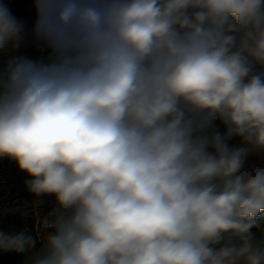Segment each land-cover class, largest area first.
I'll use <instances>...</instances> for the list:
<instances>
[{
    "label": "clouds",
    "instance_id": "1",
    "mask_svg": "<svg viewBox=\"0 0 264 264\" xmlns=\"http://www.w3.org/2000/svg\"><path fill=\"white\" fill-rule=\"evenodd\" d=\"M0 2V157L55 196L29 264H264V0ZM259 69V70H257ZM215 121L225 128L217 130ZM239 137L246 147L232 148Z\"/></svg>",
    "mask_w": 264,
    "mask_h": 264
},
{
    "label": "crops",
    "instance_id": "2",
    "mask_svg": "<svg viewBox=\"0 0 264 264\" xmlns=\"http://www.w3.org/2000/svg\"><path fill=\"white\" fill-rule=\"evenodd\" d=\"M32 9H35L33 0H14L11 12L12 14H21ZM45 54L46 53L41 52L35 43L31 48L20 47L16 52L0 54V68L7 65L12 55H22L35 59ZM227 143L228 146L232 148L247 146L241 143L239 137H233ZM248 158H255L264 162V150H251ZM54 203H56V199L53 195L37 197L32 193L13 201L7 209L0 208V232L7 234H16L20 232L18 230L19 221H10L8 220L9 216L17 217L19 220L23 219L30 225L38 223L45 211ZM252 231L259 239L261 235L264 234V219L260 220L259 227L254 228ZM37 251L38 250H35L26 254L0 251V264H29L31 257L34 256Z\"/></svg>",
    "mask_w": 264,
    "mask_h": 264
},
{
    "label": "built area",
    "instance_id": "3",
    "mask_svg": "<svg viewBox=\"0 0 264 264\" xmlns=\"http://www.w3.org/2000/svg\"><path fill=\"white\" fill-rule=\"evenodd\" d=\"M14 0H0V2H3L8 5L10 10L12 9ZM18 20L22 21L24 24V31L26 33H31V30L34 26L35 19H36V13L35 9L25 11L21 14H13ZM34 42L29 35L26 42L21 47H27L31 48L33 46ZM217 130L221 132V134L224 133L225 128L224 126L219 122H214ZM262 162L260 160H257L255 158H247L245 161V168L250 169L253 167L260 166ZM30 177L27 176L26 173L22 172L18 167L15 161L7 158V157H0V208L1 209H7L10 203H12L15 200L21 199L27 194H30L28 188L26 187V181L29 180ZM58 205L57 203H54L51 205L43 214L40 221L38 223H35L34 225H30L27 221H24L23 219L9 216L8 220L10 221H19L18 222V230L21 231H27L29 234H32L34 237H43L46 235V233L42 230V222L45 218L51 219L50 213L57 209ZM264 219V213H261L259 221ZM41 239H37V245L35 250H39L41 247ZM32 250V251H35Z\"/></svg>",
    "mask_w": 264,
    "mask_h": 264
},
{
    "label": "rangeland",
    "instance_id": "4",
    "mask_svg": "<svg viewBox=\"0 0 264 264\" xmlns=\"http://www.w3.org/2000/svg\"><path fill=\"white\" fill-rule=\"evenodd\" d=\"M257 70H259V69H257ZM262 163H264V162H262Z\"/></svg>",
    "mask_w": 264,
    "mask_h": 264
}]
</instances>
